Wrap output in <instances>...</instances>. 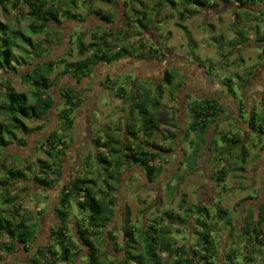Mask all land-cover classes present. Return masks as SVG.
I'll return each mask as SVG.
<instances>
[{"label":"rangeland","instance_id":"rangeland-1","mask_svg":"<svg viewBox=\"0 0 264 264\" xmlns=\"http://www.w3.org/2000/svg\"><path fill=\"white\" fill-rule=\"evenodd\" d=\"M12 1L7 0L0 3V20L11 26L14 25L17 30L30 36L31 40L34 43L38 42L41 47L49 45L46 59L58 61L59 58H62L71 62L87 57L90 54L89 51L78 56L76 37L82 36L83 43L87 44L93 40L100 42L96 37L104 34H108V36L104 35V40L108 43L111 52L117 51V47H124L127 50L129 54L122 52V56H120L122 58L138 57L140 53L148 55L146 60L137 58L141 63L140 66L136 65L137 59L134 63L136 68L139 67L144 72L139 68L136 72L134 69L127 70V67L119 68L116 64H112L111 66L116 71L110 72L108 79L111 83L103 81L106 85L102 87L103 90L95 91L93 101L86 95L89 90H92L94 79L91 82L89 78L85 77L78 84L74 82L71 73L59 76V72L63 70V64L58 62L54 66L49 76V81L52 82L50 92L54 98V109L40 120L25 121L27 127L32 128L31 132L22 135L28 141L25 147L18 148L12 144L6 150L0 151V159L4 157L3 163L11 167H24L38 158L52 163L53 159L43 151L40 141L44 140L53 130L66 135L64 140L68 147L63 155V175L53 193L39 189L29 179L14 183L11 187L12 193L19 195V199L23 200L22 209H29V215L32 217L30 219L36 222V224L28 225L26 228L28 231H24L29 234L32 231L36 232L39 219H54L52 215L58 201L55 202L52 197L49 199V195L52 196L57 192L60 196V191L67 181L74 174L81 173L95 181L97 189L100 190L99 196L106 194L109 190L107 183H109L112 188L111 197L115 200L112 205L115 214L111 224L101 229L100 237L103 243L92 237L101 260H105L106 257L119 259L122 256L123 252L117 251L116 247L125 245L123 243V228L127 217H129L130 223L138 229L152 221H156L157 225H163L164 223H161L159 219L164 217V213L173 214L170 216L171 220L167 219L173 221L166 224V229L169 230L168 239L186 247H193L196 244L195 242L199 239L198 231L202 230V224L206 221L215 222L216 225L211 230V236L214 250L217 249L216 261H220L221 264L224 258L223 254L231 248H237L239 251L241 249L243 257L253 254L250 249L255 246L254 234L248 238L247 246L243 242L244 240H239L236 236L242 227L245 228L246 224L250 223L251 220L247 217L251 215V210L255 215L253 219L258 218V204L264 200V134L259 133L258 123L250 128L249 133L245 134L230 120L220 121L218 127L212 121L207 132L202 135L197 130L190 131L188 126L193 117L189 108L196 101L193 91L200 92L201 96L208 95L209 92L194 90L193 84L187 82L185 76H188L189 73L195 75L194 77L208 78L207 81L211 82L209 87L214 83L215 85L222 84V86L225 83L224 91L226 92H229L228 83L231 84L237 94L238 104L243 106L245 100L241 95L246 81H253V77L256 78L259 73L264 74V57H262L263 59L257 57L255 53V49H258L259 55H261V48L264 47V0H255L253 3L246 4H240L235 0H210L203 7L190 5L187 8L193 14L183 21L179 20L178 15V11L184 7L181 0H176L177 4L174 8H171L163 0H111L110 3L101 0H50L48 5L62 6L85 21L78 24L77 21L73 22L59 16L60 23L50 22V26L55 25L57 30L52 27V29L37 35H32L29 31V25L33 19L28 14L27 6L20 4V9H18L19 6L11 5ZM97 11L112 22L107 25L103 21L104 19L101 21L95 18L94 12ZM136 11H140V13H136ZM177 22H182L190 31L195 41L193 50L187 44L183 31L177 27ZM112 28L115 29L114 34ZM239 33L242 37L239 36ZM153 49H156V52H153ZM246 49L247 55L244 54ZM14 52L16 55L25 57V63L15 64L16 68H21V72H23L26 68L23 65H28L27 63L32 61L33 55L31 53L26 55L16 48H14ZM235 56L238 58L232 62ZM258 58L262 59L260 60L262 62ZM39 59L37 58L36 61ZM167 62L176 67L171 70L173 80L168 84L162 78L160 87L156 89L159 76L156 74L151 77L149 71L154 70V73H157L161 63ZM190 65H196V68L193 67V72ZM96 69L98 71L96 81L100 83L102 80L99 79V76L102 72L98 68ZM203 71H208V73L204 74ZM94 72V69H91L90 77L95 76ZM149 76L154 80L152 84L149 79H146ZM3 78H9L8 86L17 93H26L29 102H32V86L24 83L18 73H5L0 70V104L2 103L1 93L4 90ZM241 80L244 81L243 85H239ZM131 83L141 84L142 89H150V97H154L160 102L157 110L153 113L156 125H153L155 122L148 123L149 118L155 121L149 103L147 109L150 110L151 116H148L146 112H141L136 105H133L131 92L125 98H117V88L123 85L125 89H128L129 84L132 85ZM71 84L76 89L82 90L83 101L72 114L74 121L72 128L65 131L58 119L56 108L62 103L59 89L63 85ZM109 86L110 89H107L106 87ZM185 88L189 89L187 96L192 101L186 108V122L184 123L180 109L186 102L181 93ZM260 100L261 103H258V110L255 113L257 117L262 118L264 116V93ZM217 101L220 102L219 99ZM138 102V100L135 101L136 104ZM90 107L93 110L88 109ZM129 107L133 110H129ZM216 114L220 115V112H216ZM241 115L244 122L248 124L249 118L245 109L242 110ZM123 119H126V123ZM102 121H105V130L101 128ZM125 126L133 129L140 136L127 134L123 139L121 128ZM116 129L119 130L116 131ZM186 131H189L188 137L185 136ZM262 131H264V126H262ZM115 132L117 135L114 137L115 139L117 137L120 142L116 140L111 142V136ZM169 132H172L173 136H169ZM15 135L21 137L18 132H15ZM98 135L107 142L106 148L100 149V152L106 155L110 153L109 159L110 156L115 159L117 154L123 153L122 142L124 140L133 145L135 149L140 143L138 141H142L144 136L145 140L151 138L152 143L169 149V151L160 154V157L164 158L155 161V165L161 167V173L153 182H150L138 167L126 164L125 160H122L121 166L117 170L112 165L108 172L105 171V164L97 162L95 158L94 138H97ZM236 138H240L238 142H236ZM176 140L178 143L175 142ZM257 146L258 148H255ZM178 147L183 148L182 157H178L180 154ZM212 148L215 149L213 153L211 152ZM243 151L247 152L243 170L236 169L235 167L241 165ZM124 152L127 151L124 150ZM9 154L11 156H8ZM88 154L90 155L89 166L85 167L83 159ZM200 155L202 159L199 162ZM221 167H224L227 173L225 179L218 182L217 177L220 174L217 171ZM110 173L119 174L118 182L109 179ZM51 176L52 174H48L49 178ZM171 182L178 186L175 191ZM43 184L45 183L42 182L41 186H44ZM183 196L185 202L182 205L186 207L184 210L179 206ZM196 204L203 206L204 210L200 213L197 212ZM19 212L24 214L22 210ZM67 212L69 218H72L69 224L74 228V219L83 217L84 212L81 213L78 210L74 200H71ZM229 220L231 225L227 226ZM48 223L49 226H52L53 221H48ZM231 227L233 230H230ZM134 234L136 240L134 251L139 254L142 251V242L136 231ZM52 239L53 237H50L52 247L60 252V245H54ZM41 240L43 241L42 237ZM41 240L39 239L36 244H41ZM8 242L7 236L0 235L1 264H10L11 262L26 264L34 251L25 252L21 249L8 256V253L2 250L3 245H9ZM16 246L19 245L16 244ZM257 252H254L256 256L250 257V262L246 261L247 264H264ZM85 253L86 249L79 251L75 260L78 261ZM159 255L167 256V253L160 251ZM171 258L173 259V257ZM171 258L168 259L167 264L171 263ZM237 258L240 261L243 260L241 257ZM131 264H135V262Z\"/></svg>","mask_w":264,"mask_h":264},{"label":"trees","instance_id":"trees-1","mask_svg":"<svg viewBox=\"0 0 264 264\" xmlns=\"http://www.w3.org/2000/svg\"><path fill=\"white\" fill-rule=\"evenodd\" d=\"M7 0H0L3 3ZM103 2L110 3L111 0H101ZM166 1L171 8L176 7V0H163ZM210 0H181L184 6L182 10L178 11L179 20L183 21L186 17L192 15L188 11V6L195 5L199 7L205 6ZM240 4L253 3L255 0H235ZM50 0H13L11 5L18 7L20 4L26 5L28 8V14L32 17V22L29 25V31L32 35H37L46 30H57L54 26H50V22L55 24L60 23L59 16H63L67 20L73 22H84L85 19L78 18L75 13H71L68 9H64L62 6L48 5ZM60 7V8H59ZM20 9V6L18 7ZM63 10L60 12L59 10ZM140 13V11H136ZM188 14V15H187ZM94 15L111 21L100 12H94ZM144 15V12H143ZM187 40V44L193 50L195 41L188 28L182 24V22L176 23ZM106 35V34H104ZM104 35L96 37L98 41H90L89 43H83L82 36L76 37V46L78 56L86 52H90L87 57H82L76 61H66L59 58L58 61L54 59H46L49 51V45L41 47L38 42L34 43L30 36H26L15 28L14 25H10L0 20V70L8 73H18L21 80L32 86L31 98L32 102H29V97L26 93L15 92L9 86V78H3V93H1L2 103L0 104V151L6 150V148L15 143L19 146H26L27 139L22 136L32 131V128L27 127L25 121L28 120H40L54 109V98L50 92L52 82L49 81V76L52 73L54 66L59 62L63 64V70L59 72V76L71 73V76L76 78L79 82L83 77L89 76L93 65L99 62H111L117 60L122 56V52L127 50L122 47H117V51L111 52L108 43L104 40ZM239 36L242 35L239 33ZM126 38V37H123ZM243 39V38H242ZM59 40V39H58ZM14 48L21 51L24 54L33 55L32 61L27 63L26 68L21 72V68H16L15 64L20 62L25 63V57L16 55ZM105 50H104V49ZM124 50V51H123ZM156 52V49H153ZM260 58L264 57V47L261 48ZM139 57H148L146 54L140 53ZM40 58L39 61H36ZM208 73V71H206ZM173 80V72L166 70L163 74V81L170 84ZM229 81V80H228ZM60 96L61 104L56 108L58 119L62 124L63 130H69L73 126L72 114L82 104V90H77L70 86H61ZM234 94L233 90L228 89ZM125 92V88L119 86L116 90V96L121 97V94ZM136 96L134 98L133 105H136L141 112H146L148 116H151L150 110L147 109L148 103L153 110L152 117L155 121L148 119V123L156 125L155 115L153 114L160 102L155 100L154 97H150V89H136ZM139 102L136 104L135 101ZM132 105V108H133ZM191 113L193 121L188 126L190 131L199 132L200 135L205 134L209 128L210 123L214 120L216 112L221 111V107L216 98L202 99L198 102L191 104ZM133 109H131L132 111ZM255 113L249 118V127H254L256 124ZM155 127V126H154ZM260 129L259 133L264 134L262 131V125L258 124ZM127 131L135 136L136 132L133 129L128 128ZM18 132L21 137L15 135ZM169 136H173L172 132H169ZM185 136H189V131L185 132ZM66 135L60 131L53 130L48 136L40 141L41 148L50 158L53 159L52 163L42 159H36L34 162L28 163L24 167H11L6 163H3L4 157L0 159V235L8 237V244L2 246V250L6 253L12 252L16 244H20L23 249L30 252V248L33 245V241L36 239V232L32 231L29 234L26 228L28 225L26 221L28 218L21 217L20 210L21 205L19 202V195L12 193V186L14 183L23 182L27 179L32 181L39 189L48 191L55 187L59 183V179L63 175V155L67 149L64 138ZM222 138H225L222 136ZM240 138H236L238 142ZM118 141V139H114ZM241 141V140H240ZM120 142V141H118ZM107 142L102 140V137L98 135L94 138V146L96 150L100 147L106 148ZM126 150L127 152H124ZM169 149H164L161 145H156L148 140L143 139L137 144V148H133L127 142L123 143V153L117 154L114 159L109 154L106 155L97 150L95 154L96 161L105 164V171H109V168L114 165L117 170L122 163V160L126 164H132L141 169L146 176L147 180L153 182L161 173V167L155 165V161L160 157L162 152H167ZM110 152V151H109ZM117 152V151H115ZM108 153V152H107ZM247 152L243 151L241 165L235 167L236 169L243 170V164L245 163ZM8 156H11L10 154ZM120 158H122L120 160ZM90 155H86L83 159L85 167L89 166ZM220 175L217 177V181L220 182L225 179L227 173L224 167H221L217 171ZM43 176H42V175ZM48 174H52L49 178ZM118 176L110 173L108 175L110 180H117ZM44 182V186L41 183ZM40 184V185H39ZM31 185V184H30ZM29 186V184H28ZM109 189L105 195L99 196L100 190L97 189L96 183L90 177L83 176L81 173L74 174L70 180L67 181L62 188L61 195L59 196L58 205L55 208L56 217L58 223L51 228L50 237H53L54 245H60V252L52 247V243L48 246H38L26 264H167L169 258H171L170 264H221L220 261H216L217 249L214 250L213 238L211 236V230L215 227V222H205L202 224V230L199 232V239L192 247H186L181 243H176L174 240L168 239L169 230L166 229V224H170L173 221H169L170 216L164 213V217L159 219L163 225H157L156 221L146 223L145 226H141L136 229L129 221V217L126 218L125 227L123 228L124 247H116L117 251H122L123 254L119 259L106 257L105 260L99 258L97 247L93 242L92 237L95 240L103 243L100 237L101 229L108 227L111 224L114 217L115 210L112 205L115 203L114 198L111 197V185L107 183ZM71 200L77 205L78 210L84 216L80 219H74V228L69 224L72 218L67 215V210L70 207ZM184 196L179 206L180 209H186ZM10 205L9 213L7 214L4 206ZM200 204H196V211L202 212L204 207ZM206 207V206H205ZM222 211V210H221ZM177 214V213H175ZM247 218H250V223L246 224L245 228L237 233L236 238L244 240L243 242L248 244V238L251 234L255 237V246L251 248V253L248 257L241 256L242 250L237 248H231L225 251L222 264H247V260L250 262L251 256H256V253L260 255L261 261L264 263V202H261L258 206V218H255L253 211H250ZM178 215V214H177ZM20 217V220H17ZM14 220H16L14 222ZM171 220V219H170ZM173 220V219H172ZM185 222V221H184ZM34 224V223H32ZM36 224V223H35ZM229 224L227 226H230ZM248 227V228H246ZM232 228V229H231ZM230 230H233L231 227ZM27 230V231H24ZM137 232L142 242V251L139 254L135 253L134 246L136 240L134 233ZM70 232V233H69ZM111 239L113 237H110ZM117 244V243H115ZM126 246V248H125ZM259 246V249H258ZM263 247V249H262ZM82 249H86V253L82 255L78 261L75 260L76 255ZM160 251H166L167 256L159 255ZM109 255V254H108ZM240 255V256H239ZM237 257H241L243 260H238ZM76 261L75 263L73 261ZM81 261V263H80ZM1 264V257H0Z\"/></svg>","mask_w":264,"mask_h":264},{"label":"crops","instance_id":"crops-1","mask_svg":"<svg viewBox=\"0 0 264 264\" xmlns=\"http://www.w3.org/2000/svg\"><path fill=\"white\" fill-rule=\"evenodd\" d=\"M256 51H255V53L257 54V57L259 56V54H260V51L258 50V49H255ZM246 51V52H245ZM244 52V54H246L247 53V49L245 50ZM247 55V54H246ZM130 56V55H129ZM132 58H134V59H132ZM137 58H139V56L137 57H131V58H127V57H120L119 59H117V60H114V61H111V62H99V63H97V64H95V65H93V67L91 68L92 70L94 69V74H95V76L92 78V77H90L89 79H90V81L92 82L93 81V79H94V83H93V88H92V90L90 91H88V94L86 95V96H88V97H90V98H92V100L91 101H93V98H94V94H95V91H101V90H103V88L102 87H104L106 84L103 82V81H105V82H107V83H111L110 82V79H108V77H110V72H113V71H116L115 70V68H113L111 65L112 64H116V66L117 67H119V68H121V66H123V67H127V70H129V69H134L135 71L137 70L138 71V69L137 68H139V67H135L134 66V63H136V61H135V59H137ZM140 58H143V57H140ZM238 57L237 56H235L233 59H232V62L235 60V59H237ZM144 60H146L147 59V57L145 58H143ZM259 59V58H258ZM263 59V58H262ZM262 59H259V61L260 60H262ZM130 60V61H129ZM264 60V59H263ZM137 61H138V63L136 64L137 66H140L141 65V63H140V61H139V59H137ZM176 62V61H175ZM186 62H189V61H186ZM260 62H262V61H260ZM177 63V62H176ZM154 64H155V62H154ZM146 65V64H145ZM148 66H149V63L147 64ZM191 66V68L190 69H192V72H193V70H194V68L193 67H195L196 68V65H190ZM96 68H98L99 70H101L100 72H102L101 73V75L99 76V79L100 80H102V82H100V83H98L97 81H96V79H97V69ZM140 69V68H139ZM172 69H176V67L175 66H173V65H171V63H169V62H167V63H161V67H160V70H159V72H155L154 73V70H151V71H149V74H150V76L151 77H154L156 74H157V76H159L158 78H157V82H156V89H158L159 87H160V81H161V79L163 78V74L165 73V71L166 70H172ZM103 70V71H102ZM141 71H143L142 69H140ZM147 70H148V68H147ZM136 71V72H137ZM135 72V73H136ZM144 72V71H143ZM147 72V71H146ZM91 73V72H90ZM116 73V72H115ZM160 73V74H159ZM203 73L204 74H206V71H203ZM108 74V75H107ZM255 75V74H254ZM253 75V76H254ZM258 76H256V78L255 77H253V81H250V80H248V81H246V84H245V86H244V88H243V93H242V97H243V99L245 100L244 101V105L242 106L241 104H238V101L236 100L237 98V94H235V92H234V90H233V88L231 87V84H229L228 83V85H229V87L233 90V92H234V94L233 93H231L230 91L229 92H226V91H224V87H225V83H224V86H222V84H216L215 85V83L214 84H212L211 85V87H209L210 86V84H211V82H208L207 80H208V78H203V76L201 77V78H199V77H194L195 75H193V74H189L188 73V76H185L186 78H187V82H189V83H192L193 84V86H194V90H201L202 92H204L205 90H207V92H209V94L208 95H203V96H201V94H199L197 91H193V93H194V95H196V98H195V100L197 101H199V100H202V99H210V98H217V99H219L220 100V102H219V104H220V106H221V111H220V115H218V114H216L215 116H214V120H213V122L214 123H216V126L218 127V124H219V122L220 121H225V120H230L231 122H233L237 127H239V128H241L243 131H244V133L246 134V133H249L250 132V127H249V122H248V124L247 123H245L244 122V119H243V116L241 115V112H242V110L243 109H245V111L247 112V114H248V118H250V116L252 115V114H254L255 113V111L256 110H258V106H259V104L258 103H261V98H262V94L264 93V74L262 73H259V74H257ZM148 77V78H146V79H149L151 82V84H152V82L154 81L153 79H151V77ZM161 77V78H160ZM159 80V81H158ZM244 81L243 80H241V82H240V84L239 85H243L242 83H243ZM89 83V82H88ZM132 84V83H131ZM227 85V84H226ZM228 85H227V88H228ZM120 86H122L123 87V85H120ZM107 89L109 88L110 89V86L109 87H106ZM125 88V87H124ZM140 89L141 88V84L140 85H138V84H136V83H133L132 85H130L129 84V88L128 89H125V92L123 93V94H121V97H117L118 99L119 98H125L126 96H129V94H130V92H131V95L133 96L132 97V101H134V98H135V96H136V89ZM229 89V88H228ZM188 91H189V89L188 88H185V89H183L182 91H181V93H182V95H183V97L186 99V102L185 103H183V105H182V107H181V109H180V111H181V113H182V115H183V120H184V123L186 122V118H185V111H186V108H187V106H188V103H190L192 100H189L188 99V96H187V93H188ZM201 92V93H202ZM198 93V94H197ZM85 96V95H84ZM100 96H101V93H100ZM89 98V99H90ZM95 100V99H94ZM195 101V102H196ZM89 104H90V102H89ZM88 104V105H89ZM189 107V106H188ZM91 109V108H90ZM259 109L261 110V107H259ZM129 110H131L130 109V107H129ZM189 111H190V113H191V110H190V108H189ZM192 114V113H191ZM193 117V116H192ZM218 117V118H217ZM222 119V120H221ZM126 119H123V121L126 123V121H125ZM255 120H256V122L258 123V124H260V125H262V126H264V116H262V118L261 117H257V115H256V113H255ZM193 121V120H192ZM218 122V123H217ZM102 123H103V125H102V130H105L106 129V124H105V121H102ZM127 129H128V126H125L124 128L122 127L121 128V133H122V138L123 139H125V136H127V134H130L128 131H127ZM119 129H116V131H118ZM172 130V129H171ZM115 135H117V133L115 132V134H113V136H111L112 138H111V142L115 139ZM136 137H139L140 136V134H136L135 135ZM212 138H213V135H212ZM116 139H118L117 137H116ZM143 139H145V136L142 138V140ZM110 140V139H109ZM175 140V139H174ZM179 140V139H178ZM181 140V139H180ZM141 140H139L138 142H140ZM125 142V140L122 142V143H124ZM137 142V143H138ZM148 142H152L151 141V138H149L148 139ZM176 143H178L177 142V140L175 141ZM13 144H15V143H13ZM159 144H160V142H159ZM12 145V144H11ZM11 145H9V146H11ZM213 145V144H212ZM15 147H18V148H22V147H25V146H19V145H17V144H15L14 145ZM105 149L104 147H100V148H98L97 150L98 151H100V149ZM178 148H180V149H178V152H180V154H179V156L178 157H182L181 155V152H183L182 150H183V148L182 147H178ZM255 148H258V146L257 147H255ZM97 150H96V148H95V154H96V152H97ZM215 151V149L214 148H212V153ZM262 154V153H261ZM201 159H202V157H201V155L199 156V162L201 161ZM237 159H238V157H237ZM237 164V163H236ZM135 167H137V166H135ZM139 168V167H138ZM177 168H178V166H177ZM140 169V168H139ZM176 169V168H175ZM141 170V169H140ZM174 170V169H173ZM143 173V172H142ZM172 173H173V171H172ZM173 187H174V191H175V188H177L178 186L177 185H174V182H171L170 183ZM54 188L55 187H53L52 189H50V190H48V191H50V193L52 192H54L53 190H54ZM176 192H177V189H176ZM53 198L54 199V201L55 202H59V195L57 194V192L56 193H54V194H52V196H51V194L49 195V199L50 198ZM22 201L23 200H20L19 199V202H20V205H21V210L24 212V214H19L21 217H23V218H28V220L26 221V223L27 224H31V223H36V222H33V220L32 219H30V218H32L30 215H29V212L30 211H28L29 209H22L23 208V206H24V204L22 203ZM201 204V203H200ZM6 207L4 208L5 210H6V212H7V214L9 213V208H10V205L9 204H6L5 205ZM56 208V207H55ZM55 208H54V212H53V218L54 219H39V223H37V226H38V228H37V231H36V239L33 241V245H32V247L30 248V251H34L38 246H48L50 243H51V241H50V231H51V228L52 227H54L57 223H58V219H57V217H56V212H55ZM40 208L38 207V210H39ZM20 217H18V219L17 220H20L19 219ZM48 221H53V224H52V226H49L50 224V222L48 223ZM41 237L43 238V241L41 240ZM39 239L42 241V243L41 244H36L38 241H39ZM34 242H35V244H34ZM19 246L17 247L16 245H15V248H14V250L12 251V252H9L8 253V256L10 255V254H12V253H15V251H19V250H21V249H23V247L20 245V244H18ZM24 250V249H23ZM25 251V250H24ZM25 252H27V251H25ZM29 259V258H28ZM10 264H16V262H11Z\"/></svg>","mask_w":264,"mask_h":264},{"label":"flooded vegetation","instance_id":"flooded-vegetation-1","mask_svg":"<svg viewBox=\"0 0 264 264\" xmlns=\"http://www.w3.org/2000/svg\"><path fill=\"white\" fill-rule=\"evenodd\" d=\"M94 16H95V18H97L98 20H101V21L103 20L102 18H100V17H98V16H96V15H94ZM103 21H104L107 25H109V23L112 22V21H109V22H108L107 20H106V21L103 20ZM77 23H78V24H81L82 22H77ZM111 30H114V31H113V34H114L115 29L112 28ZM110 35H111V34H110ZM106 36H108V34H106ZM72 78L74 79V82H76V83H78V84L81 82V79L79 80V82H77L75 77L72 76ZM83 78H85V77H83ZM86 78H90V74H89V76H86ZM66 86H70V87L76 89V87H75L74 85H72V84H71V85H66ZM77 90H80V89H77ZM84 95H85V94H84ZM208 99H209V98H208ZM90 108H91V107H90ZM90 108H88V109H90ZM90 110H93V109L91 108ZM85 120H86V119H85ZM143 174H144V173H143ZM261 202H264V200H262ZM261 202H260V203H261ZM260 203L258 204V206L260 205ZM228 231H230V230H228Z\"/></svg>","mask_w":264,"mask_h":264}]
</instances>
